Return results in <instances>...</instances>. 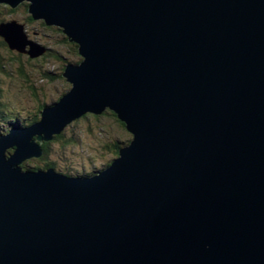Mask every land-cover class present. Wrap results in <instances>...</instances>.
Segmentation results:
<instances>
[{"label": "water", "instance_id": "1", "mask_svg": "<svg viewBox=\"0 0 264 264\" xmlns=\"http://www.w3.org/2000/svg\"><path fill=\"white\" fill-rule=\"evenodd\" d=\"M25 2L81 61L39 123L0 136V264H264V0L0 5ZM17 21L8 48L47 52ZM106 110L132 139L99 174L23 170Z\"/></svg>", "mask_w": 264, "mask_h": 264}, {"label": "rangeland", "instance_id": "2", "mask_svg": "<svg viewBox=\"0 0 264 264\" xmlns=\"http://www.w3.org/2000/svg\"><path fill=\"white\" fill-rule=\"evenodd\" d=\"M3 11L4 8L0 6V13H3ZM23 13L22 9L19 14L13 15V17L7 16L4 22L10 23L12 20L16 19L19 21H17L18 23L24 25L23 36L25 37L23 39L26 41L24 45H26L28 49H31V43H37L45 47L46 51L50 48L51 50L62 52L68 59L71 58L64 47L57 45L59 36L55 32L43 29L38 22L33 24L26 22V17L23 16ZM2 16L3 14H0V19ZM13 53H15V50L12 51L9 48L0 47V56L7 57L14 61V63H10L7 65L8 67H6L10 75H0V80H2V86L0 85L2 89V91H0V109L2 105H6L10 110H16V108L24 112L32 109L37 110L38 103L32 88H34L39 95L41 100L40 104L43 103L47 105L59 102L61 96L69 91V89L66 90L62 80L56 82L42 80V72L40 70L42 63L40 60L31 62L27 61L26 58H22L25 76L21 75L19 73V69L21 68L18 64L19 59H17V55ZM45 53L40 55L38 59ZM70 64L76 63L71 62ZM45 66L47 65L45 64ZM62 67L63 65L58 61L54 64V71L59 73ZM1 124L4 130L8 128L7 123L1 122ZM20 124H22V122ZM31 125L34 124H29L28 126ZM66 133V135L72 137L74 141L78 140L77 143L72 148L68 147L64 149L61 148L58 143H54L52 146L53 158H51L59 166L76 168L80 173L86 169H101L103 164L106 163L105 160H110L112 157L110 151H104L109 143L114 140L121 142L127 138L131 139L130 133L124 130L118 121L116 122L113 117L105 116L101 118L100 123L95 122L93 119L90 120L86 118L76 120L66 127ZM71 133H73L74 136H71ZM25 164H29L30 168L38 166L37 161L34 160L25 161L22 166ZM27 168L28 167H24L23 170H28Z\"/></svg>", "mask_w": 264, "mask_h": 264}, {"label": "trees", "instance_id": "3", "mask_svg": "<svg viewBox=\"0 0 264 264\" xmlns=\"http://www.w3.org/2000/svg\"><path fill=\"white\" fill-rule=\"evenodd\" d=\"M1 7L4 8L2 18L0 19V23L6 21V17H13V15H17L19 14V12H21V10L23 9V16H25L26 18V22L33 24L38 22L41 27L45 30H49V31H53L55 32L59 37L57 40V45L64 47L66 49V51L70 54L71 58L68 59L66 58L62 52H58L56 50H51L50 48L47 50V52L41 57V58H35L32 59L30 57H28L25 54H19V53H13L15 55H17V59H19L18 64L20 65L19 69V73L23 76H25V73L23 71V66H24V62L22 60V58H26L27 61H41V78L42 80H47L48 82H56L59 80H62V82L65 84L66 90L70 89V84L66 81V79L63 78L62 74L63 71L65 70V67L67 64L72 63H79L81 61V58L78 54V46L75 43H71L69 42V40L66 38V36L63 34L62 30L59 29L58 27H49L47 26L43 21H35L32 19V17L30 16L29 12H28V6L29 4L27 2L20 4L17 8L12 9L8 6L5 5H0ZM16 20V19H15ZM0 47L1 48H8V46L6 45V43L0 38ZM12 53V52H11ZM21 61V62H20ZM58 61H60V63L63 65V67L61 68V72L57 73L54 71V64H56ZM10 63H14V61H12V59H8L7 57H3L0 56V75H10V72H8L7 65ZM45 64L47 66H45ZM23 65V66H22ZM2 80H0V85ZM34 91V96L37 100L38 103V109H32V110H28L27 112H24L23 110L17 109L16 110H10L9 107H7L6 105L1 107L0 109V136L3 135V125L1 124V122H5L9 125L12 124H16V126H19L21 128H26L29 124H37L41 121L42 117V110L45 106H47V104H40L41 100L39 95L36 93L35 89L32 88ZM0 91H2V89L0 88ZM113 117L116 122L118 121V123L122 126V128L124 130H126L125 128V124H123L122 122H120L117 117L113 114V112H111L110 110H106L104 113H102L101 115H92V114H88L86 116H83L81 119L86 118V119H93L95 122L100 123L101 118L103 117ZM22 122V124L20 123ZM28 124V125H27ZM27 125V126H26ZM7 130V129H6ZM127 131V130H126ZM66 129L58 136H55L53 140L51 141H46L43 142L41 144V148H42V155L39 159H31L34 161H37L38 166L37 167H33L30 168L29 164L28 165H24L22 166V168L24 169V167H28L27 169L29 171H37V170H49V169H53L55 170L57 173H61L64 174L68 177H72V178H85V177H91V176H95L97 174H99L101 171H103L105 168H107L109 166V164L111 163V161L115 158L118 157L119 155V151L120 149H122L123 147H126L132 139H126L124 141L118 142V140H114L111 143H109V145L106 146L104 151H110V154L112 155V157L110 158V160H105L106 163L103 164L101 169L96 168L95 170H91V169H86L83 170V172H79L76 168H72V167H61L59 166L52 158L53 156V144L54 143H58L60 145L61 148H68V147H74L75 144L77 143V141H74V139L72 137H68L66 135ZM71 136H74L73 133H71ZM109 149V150H108ZM9 153H13L12 150L8 151ZM52 153V154H51ZM52 157V158H51ZM106 158V157H104Z\"/></svg>", "mask_w": 264, "mask_h": 264}, {"label": "bare ground", "instance_id": "4", "mask_svg": "<svg viewBox=\"0 0 264 264\" xmlns=\"http://www.w3.org/2000/svg\"><path fill=\"white\" fill-rule=\"evenodd\" d=\"M41 117H42V115H41ZM31 159H33V158H31Z\"/></svg>", "mask_w": 264, "mask_h": 264}]
</instances>
